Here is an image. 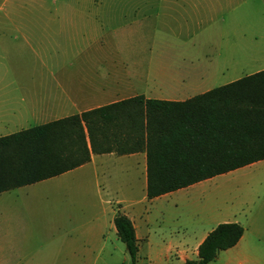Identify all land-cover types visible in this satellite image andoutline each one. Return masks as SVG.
Instances as JSON below:
<instances>
[{
	"label": "crops",
	"instance_id": "crops-1",
	"mask_svg": "<svg viewBox=\"0 0 264 264\" xmlns=\"http://www.w3.org/2000/svg\"><path fill=\"white\" fill-rule=\"evenodd\" d=\"M244 3L140 0L118 11L77 0H29L20 4L24 11L18 17L0 19V136L137 95L184 100L213 88L215 75L220 72V51L203 52V44L198 42L204 40L196 39L211 35L221 38L222 29L212 26L218 21L237 25ZM223 68L229 70V66ZM116 163L122 169L118 175L121 188L112 190L120 197L116 202H121L127 187L131 190L134 185H139L140 197L135 203L110 206L108 221L115 232L113 217L118 211L131 220L136 242L141 240L145 245L142 264H185L195 259L198 244L222 222L240 224L242 235L210 264H264V200L260 198L264 172L251 170L263 169L264 159L222 173L231 176L225 183H230L233 195L225 198L223 190L228 186L217 189L215 199L219 198L222 205L215 208L208 228L166 241L151 233L149 209L144 205L140 210L138 204H149L183 188L146 198L144 150L90 152L87 162L70 170L89 166L97 177L98 168ZM105 173L101 172L110 178ZM100 185L104 189L106 180Z\"/></svg>",
	"mask_w": 264,
	"mask_h": 264
},
{
	"label": "trees",
	"instance_id": "trees-1",
	"mask_svg": "<svg viewBox=\"0 0 264 264\" xmlns=\"http://www.w3.org/2000/svg\"><path fill=\"white\" fill-rule=\"evenodd\" d=\"M140 150L148 199L264 159V68L184 100L137 95L0 136V192L77 167L90 152ZM113 225L134 263L131 220L116 213ZM242 231L216 224L185 264H210Z\"/></svg>",
	"mask_w": 264,
	"mask_h": 264
},
{
	"label": "rangeland",
	"instance_id": "rangeland-1",
	"mask_svg": "<svg viewBox=\"0 0 264 264\" xmlns=\"http://www.w3.org/2000/svg\"><path fill=\"white\" fill-rule=\"evenodd\" d=\"M77 1H89L118 11L125 4L140 0ZM208 1L223 5L227 0ZM24 3L28 4L29 0H0V19L18 17L24 11L20 4ZM239 12L237 25L226 21L221 25L218 21L216 27L212 26V29H222L221 38L211 35L196 39L204 40L198 42L203 44V52L220 51L217 69L220 72L215 75L214 87L264 68V0H245ZM222 14L227 19L225 10ZM226 66L229 70H224ZM119 164L98 168L97 177L89 166H84L0 192V264H142L143 241L137 242V258L132 263L108 221L111 207L135 203L140 197L139 185L132 186L131 190L122 187L124 199L116 202L120 197L114 196L112 190L121 188ZM252 169L264 172V168ZM101 172L110 174V178ZM230 177L228 174L214 176L149 204L140 203L138 208L148 207L149 228L156 239L178 240L191 236L212 224L215 208L222 205L219 198L215 199L217 189L228 186L230 183L225 181ZM101 180H106L104 189L99 186ZM227 188L223 190L225 198L233 195ZM260 198L264 200V194ZM137 231L140 235L139 226Z\"/></svg>",
	"mask_w": 264,
	"mask_h": 264
}]
</instances>
